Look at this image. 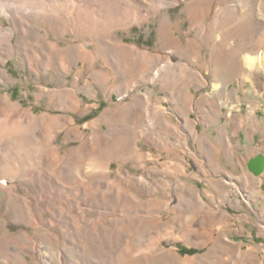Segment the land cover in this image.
I'll use <instances>...</instances> for the list:
<instances>
[{
  "label": "rangeland",
  "instance_id": "1",
  "mask_svg": "<svg viewBox=\"0 0 264 264\" xmlns=\"http://www.w3.org/2000/svg\"><path fill=\"white\" fill-rule=\"evenodd\" d=\"M67 1L73 4L67 11L75 10L77 0ZM128 1L134 10L135 23L112 27L108 31L109 40L134 44L149 53L155 60L153 70L158 73L155 77L137 76L133 71L125 73V77L117 73L113 79L104 78L102 83L88 78L91 87L80 78L78 97L85 107L78 112L53 110L47 108L45 95L38 99L39 83L53 87L66 78L49 71L41 72L42 78L38 79L19 55L6 59L4 67L9 71L10 81L0 80V93H9L13 101H20L22 107L31 108L36 114L49 112L74 118L90 136L93 154H97L95 148L101 142L99 148L103 152L98 157L105 170L100 173L97 169L90 174L92 190L102 189L99 195L91 194L88 207L95 225L90 243L83 239L82 232L74 235L68 231V222H73L70 215L62 213L56 217L51 202L40 200L32 216L17 218L11 212L2 217L3 199L0 239L18 233L19 239L11 240L16 249L5 256L0 254V264H264L263 258L252 257L248 252L249 247L257 249L260 243L244 240V236L241 242L231 241L238 238L237 221L221 216L220 211L213 212L210 207L204 208L208 200L202 194L203 184L197 180L204 171L198 167L199 148L194 141L198 133L215 138L212 128L215 124L207 128L205 124L219 120L221 123L226 108L236 100L235 105H242L238 102L244 97L249 106H259L254 112L264 118V0H174L168 7H162L164 0ZM146 7L159 8L156 14L140 22V14H144ZM96 14L88 17L96 28L90 31L74 23L73 12L65 23V31L59 29V46L71 45L75 55L79 47L86 50L88 47L92 55L108 51L106 45L97 47L90 39L99 37L100 32L104 34L103 25L98 26L96 20L94 23ZM1 21L3 28L9 25L2 15ZM39 27L43 32L48 24L42 22ZM108 32L105 30L107 35ZM21 40L15 33L10 41L15 45ZM128 54L118 55L125 70L133 61ZM248 57L257 61L249 63ZM101 63L97 62V70L103 68ZM80 64L73 66L67 75L68 87ZM225 99L230 102L224 106ZM134 102L135 108L131 110L134 116L133 113L128 116L125 110ZM65 134L66 130L57 134L56 144L61 153L67 154L79 140L66 141ZM72 173L74 178L80 177L77 170ZM33 194L35 197V191ZM180 198L178 207L175 204ZM79 204L73 213L87 207ZM59 205L65 212V204ZM96 224L103 228L100 233ZM45 243L50 251L46 252ZM241 243L240 252L236 246ZM183 248L193 252L183 253ZM237 252L242 255L237 256Z\"/></svg>",
  "mask_w": 264,
  "mask_h": 264
},
{
  "label": "bare ground",
  "instance_id": "2",
  "mask_svg": "<svg viewBox=\"0 0 264 264\" xmlns=\"http://www.w3.org/2000/svg\"><path fill=\"white\" fill-rule=\"evenodd\" d=\"M8 1L7 3L5 0H0L1 81H10L9 71L4 66L7 62L6 59L13 54L19 55L22 62H27V68L35 73L38 79L42 78L41 72L45 74L46 72L52 71L57 76L66 78L65 81H69L67 75L73 71V66H76L78 62L81 63L76 67L77 69H75V74L73 75L69 87L65 81L53 87L48 86L46 83H39L40 92L37 93L38 99L42 95H45L48 99L46 104L48 109H64L65 111L73 112L81 111V109L85 107V104L83 99L78 97V82L80 78L86 80L84 83L87 84V87H91L88 78H92L97 83H102L104 78H106V81L107 79H113L117 73L120 76L123 75V77H125V73L130 71L131 73L134 72L133 74L137 76H142L144 74L146 77H155L156 74H158L156 70H153L155 60L151 59L149 53L143 52V50H140L137 46H133L134 44L129 45L121 40L115 42L109 40L111 33L108 31H110L112 27L119 25L129 26L132 22L135 23L134 10H132V6H128L130 5L128 0H77L75 10H71L70 12L67 11V9L69 10L73 4H70L67 0ZM173 1L174 0H164L162 7H168L173 4ZM192 2L193 1L190 3ZM6 6H8L7 10L9 13L5 10ZM158 8L159 7H146L144 14H140V22L147 19L149 15L156 14ZM73 12L75 14L74 23H77L78 27H81L82 30L90 31L94 29V26L92 20H89L88 17L93 16V14L97 12L93 20L94 23H96L95 20L99 22L98 26L101 24L103 25L104 34L102 35L100 32L99 37L93 39L89 38L91 41L96 42L95 45H97V47L106 45L108 51L106 50V52L98 53H95V51V54L92 55L91 52L93 51L89 52L88 50L90 49L88 47V50H86L80 48V45H77L79 48L75 49V51H77L75 55L74 48L71 45L65 47L59 46L57 43L59 39L57 34L60 33V30L65 29V23L68 22V18L72 16ZM1 15L2 17H6L9 21V25L4 28L1 27ZM166 18L167 17L162 15V19L167 21ZM42 22L48 24V28L43 32L39 29V24ZM158 27L160 26L158 25ZM94 30H96V28ZM105 30H107L108 35L105 33ZM15 33L20 36L22 42L12 45L10 40ZM111 45L116 47L115 50L118 51L119 54L127 52L129 53V57L131 55L132 58H130L133 59V61L130 64V68L127 67L128 69L126 70L122 68L121 59H119L118 56L119 54L112 49ZM251 56L253 57V55ZM99 60L102 61L101 64H103V68L97 70L95 67ZM248 60L249 63H255L257 58H250ZM86 73H88V75H86ZM51 76L53 81H55L54 75L52 74ZM135 105L136 103L134 102L125 110L128 116L133 113L131 110L135 108ZM22 106L20 101H13L9 93H0V203L3 199L5 200V210H3L2 217H5L6 214L8 216L10 212L15 213L17 218L30 217L32 216L31 214H33V209H35L40 200H47L48 203H52L55 216H61L63 215L62 213H64V215H70V220L73 222L72 224L68 222L69 226H66L68 227V231H72L74 235H76L77 232H82L83 239L90 243L89 236L92 227L95 226L92 223L93 220L91 215H89L91 210L88 208L91 204L90 202H92L91 194L93 192H98V195L102 193V189L100 191V188L99 190L96 189V191L95 189L92 190L93 180L90 174L94 173L93 171L95 170L97 171V169L100 170V173L105 170L98 157V155H102L103 152V150L99 148L101 142L98 141L95 148L97 149L96 151H98L97 154H93L90 136L83 131L84 129L75 122L76 120L74 118L66 115H53L49 112L36 114L31 108ZM63 130H66L64 140L71 141L75 140V138L79 140L78 145L75 147L72 146L67 154L66 152L61 153L60 146L56 144L57 134ZM98 148L100 150H98ZM30 159L33 160L31 161ZM93 161H96L97 164ZM72 170H77L80 177H78V173L76 172L77 176L74 178V176H72ZM34 191L36 193L35 197L33 196ZM31 195L34 198H31ZM101 196L102 195H100V198H102ZM93 199H95L94 196ZM180 201L181 198L178 199V203L175 205L179 207ZM59 203L65 204V212H63V208ZM79 203H83V205L87 207H82L78 212L73 213V208L81 206ZM53 204H58L59 206ZM97 207L104 208L106 206L99 205ZM100 208L97 210L100 211ZM100 218L104 220L102 215ZM97 225L99 226L101 224H96V226ZM102 229L101 226H99L96 230L100 233ZM17 235L7 234L1 237L0 254H2V256L8 254L10 250L17 248L11 243V240L17 238ZM44 248L46 252L50 251V247L46 246V243Z\"/></svg>",
  "mask_w": 264,
  "mask_h": 264
},
{
  "label": "crops",
  "instance_id": "3",
  "mask_svg": "<svg viewBox=\"0 0 264 264\" xmlns=\"http://www.w3.org/2000/svg\"><path fill=\"white\" fill-rule=\"evenodd\" d=\"M229 102L222 103L225 106ZM247 102L244 97L238 102L242 105L230 104L221 123L210 120L205 124L206 128L215 124L212 127L215 138L196 134L194 141L199 148L196 154L200 156L198 167L204 171L202 178L197 180L203 184L202 194L208 200L204 208L210 207L213 212L220 211L221 216L237 221L238 238H231V241L237 242L244 236V240L260 243L257 249L249 247L248 252L252 257L264 259V167L258 175L246 168L250 158L258 154L264 157V118L254 112L258 105L249 106ZM207 171L213 172L208 175ZM241 211L244 212L242 215L236 214ZM219 224L223 225L221 221ZM242 245L236 246L237 251L241 252Z\"/></svg>",
  "mask_w": 264,
  "mask_h": 264
},
{
  "label": "water",
  "instance_id": "4",
  "mask_svg": "<svg viewBox=\"0 0 264 264\" xmlns=\"http://www.w3.org/2000/svg\"><path fill=\"white\" fill-rule=\"evenodd\" d=\"M264 167V157L261 154L252 157L247 162V169H249L254 174H259Z\"/></svg>",
  "mask_w": 264,
  "mask_h": 264
},
{
  "label": "trees",
  "instance_id": "5",
  "mask_svg": "<svg viewBox=\"0 0 264 264\" xmlns=\"http://www.w3.org/2000/svg\"><path fill=\"white\" fill-rule=\"evenodd\" d=\"M181 252H183V253H192L193 250L183 248V249H181Z\"/></svg>",
  "mask_w": 264,
  "mask_h": 264
}]
</instances>
